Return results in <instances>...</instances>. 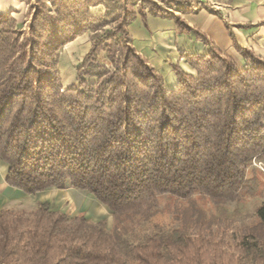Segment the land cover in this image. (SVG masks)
<instances>
[{
    "label": "trees",
    "instance_id": "obj_1",
    "mask_svg": "<svg viewBox=\"0 0 264 264\" xmlns=\"http://www.w3.org/2000/svg\"><path fill=\"white\" fill-rule=\"evenodd\" d=\"M48 3L35 0L25 28L0 11L5 181L27 195L84 191L109 210L113 225L70 218L48 202L30 213L2 208L0 264H264V202L257 222L229 246L193 198L237 200L252 159L264 160V58L236 45L244 57L238 65L210 45L205 54L186 55L195 74L174 66L177 84L169 90L132 46L127 26L144 7L189 29L183 19L149 1L137 11L132 0ZM100 4L105 14H93ZM111 21L115 28L92 35L77 68L82 89L64 88L58 50ZM104 47L113 70L96 58ZM159 195L185 201L174 210L180 226L135 234ZM127 233L132 240L123 250Z\"/></svg>",
    "mask_w": 264,
    "mask_h": 264
},
{
    "label": "crops",
    "instance_id": "obj_2",
    "mask_svg": "<svg viewBox=\"0 0 264 264\" xmlns=\"http://www.w3.org/2000/svg\"><path fill=\"white\" fill-rule=\"evenodd\" d=\"M175 1L181 5L175 8V15L183 19L189 29L178 27L170 16L149 12L137 14L127 26L132 46L162 76L167 89L177 84L174 66L195 74L186 55L205 54L210 45L232 57L238 65L244 64V57L236 45L264 58V0ZM27 9L25 0H0V11L11 14L17 26L27 22ZM66 87L72 86L67 84ZM6 171L7 165L0 160V209L29 196L6 183Z\"/></svg>",
    "mask_w": 264,
    "mask_h": 264
},
{
    "label": "rangeland",
    "instance_id": "obj_3",
    "mask_svg": "<svg viewBox=\"0 0 264 264\" xmlns=\"http://www.w3.org/2000/svg\"><path fill=\"white\" fill-rule=\"evenodd\" d=\"M25 1L28 3L26 14L28 20L25 24L20 25V28L26 27L30 20L28 16L29 7L35 3V0ZM45 1L48 3V0ZM148 1L169 12L176 13V6H174L175 0H132L131 7L133 6L134 10L137 11L142 2ZM168 1H173V3L169 4ZM91 11L95 15H104L106 8L104 4H100L92 7ZM144 11L148 12V8L144 7ZM115 26L116 22L111 21L98 27L96 30L86 31L83 36L72 42L69 46L58 50V67L61 83L64 88L68 84L72 87L82 89L77 79V68L81 65L83 57L90 49L92 35L94 33L103 34L105 31L112 30ZM96 58L108 70H113V65L107 57V49L105 47L98 51ZM83 79L88 83L96 81V78L91 77H84ZM193 198L197 205L205 211L207 217L214 220L211 226L214 235L222 237L229 246L234 245L240 234V229L244 226L252 225L258 220L256 210L264 202V160L258 158L252 159L246 169V182L240 189L237 200L216 204L199 193H195ZM41 202H48L51 210H60L70 218L78 214H83L92 222L104 220L107 229H111L113 225L112 214L104 205L100 204L90 194L71 188L46 189L40 193L23 197L16 204H8L7 209L13 212L30 213ZM184 202V200H178L174 196L159 195L154 206L156 212L151 217L149 223L142 222L139 227L137 226L135 228V234L142 233L144 229L152 225H157L164 230L179 227L180 221L174 217V210L176 207L184 204ZM131 234L127 233L124 235L123 247L121 246L123 250L126 245L125 241L127 243L132 240ZM126 264L136 263L130 259H126Z\"/></svg>",
    "mask_w": 264,
    "mask_h": 264
}]
</instances>
